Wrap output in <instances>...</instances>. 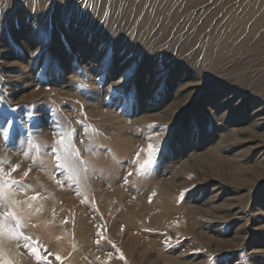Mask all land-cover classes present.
Masks as SVG:
<instances>
[{"label": "rangeland", "instance_id": "1", "mask_svg": "<svg viewBox=\"0 0 264 264\" xmlns=\"http://www.w3.org/2000/svg\"><path fill=\"white\" fill-rule=\"evenodd\" d=\"M80 3L0 0V264H264V0Z\"/></svg>", "mask_w": 264, "mask_h": 264}, {"label": "snow or ice", "instance_id": "2", "mask_svg": "<svg viewBox=\"0 0 264 264\" xmlns=\"http://www.w3.org/2000/svg\"><path fill=\"white\" fill-rule=\"evenodd\" d=\"M73 13L74 15H77L79 17H85L91 16L90 10L86 7V6H81L80 0H75V5L73 8ZM37 25L33 24V28H36ZM34 55H39V53H34ZM126 79L125 76H120L119 77V83H123L124 80ZM57 145L58 147H53L51 150L54 153H57L56 155V160L59 161L61 160V155H59V153L63 152L64 153V160L66 162V164L70 167V153H69V148L71 145V137H66L64 134L60 135L59 140L57 141ZM148 151H149V159H146L143 164L141 165V170L142 171H147L148 166H150L153 161L151 160V156L153 153L157 152V150L155 149V146L152 144H149L148 146ZM57 166H60L59 164ZM15 170V169H13ZM62 183V182H61ZM187 191V190H185ZM185 193L182 192V196ZM39 198V194H33L30 199L32 201H35ZM5 219H11L14 221V224L9 226L7 224H5ZM7 231V234L11 237V238H19V237H23L25 241H31V243H26L25 247L33 254L36 256L37 260H42L45 259L44 257H42L40 255V250L38 247L34 246L36 244H38V241H33L31 237L29 236H25L24 233L21 231V218L19 217V215L17 214V212L13 209H10L6 212L0 213V233ZM4 253L2 250H0V257H3ZM58 259L60 258L59 256L57 257ZM121 258L122 255H121ZM3 264H13V261L10 259H4L3 260Z\"/></svg>", "mask_w": 264, "mask_h": 264}, {"label": "bare ground", "instance_id": "3", "mask_svg": "<svg viewBox=\"0 0 264 264\" xmlns=\"http://www.w3.org/2000/svg\"><path fill=\"white\" fill-rule=\"evenodd\" d=\"M236 17V16H235ZM263 17V16H262ZM261 18V17H260ZM158 19V18H157ZM237 20V19H236ZM253 22V21H252ZM254 23V22H253ZM252 23V24H253ZM207 24V23H206ZM209 26H211V25H209ZM232 26V25H231ZM230 27V26H229ZM251 27V26H250ZM209 28V27H208ZM226 39V38H225ZM224 43V42H223ZM253 112H254V114H256V115H260L261 117H260V119L261 120H263V123H264V116H262V112H261V108H258V107H255L254 109H253ZM132 137V136H131ZM131 139V138H130ZM130 139H127L126 141H129ZM125 140V139H124ZM125 142V141H124ZM126 143V142H125ZM131 143V142H130ZM129 144V143H128ZM132 144V143H131ZM119 145V144H118ZM130 145V144H129ZM116 146V145H115ZM120 146H121V144H120ZM119 146V147H120ZM132 146V145H131ZM118 147V146H117ZM210 150V149H209ZM218 153V152H217ZM199 154V153H198ZM193 156V155H192ZM199 156V155H198ZM205 157V156H204ZM208 157V156H207ZM211 158V157H210ZM195 159V158H194ZM214 158H212V159H210V160H213ZM188 163V162H187ZM212 164V163H211ZM32 176V175H31ZM33 178H35V176L33 177ZM42 178H45L44 176H41V178L40 179H42ZM159 185H163L161 182L160 183H158ZM165 184V183H164ZM36 186V185H35ZM167 186L168 187H170L168 184H167ZM17 194V196L19 197V198H21L22 196L20 195V194H18V193H16ZM10 197L12 198L13 196H15V192L13 191V192H11L10 194ZM20 200H22V201H26V199L25 198H22V199H20ZM194 207V206H193ZM192 207V209H194ZM143 210V209H142ZM142 210L140 209V210H137V208L136 209H134V205H130V206H128L126 209H125V216L126 217H128V219L129 218H131V215H132V217H134V220L135 219H139V217H141V214H142ZM57 211V210H56ZM189 211V210H188ZM195 212V211H194ZM57 213V212H56ZM55 213V214H56ZM59 213V212H58ZM49 215V214H48ZM19 217L21 218V221H22V223L24 224V221L25 220H27V219H33V221H34V219L36 220V221H47L48 220V218H50V217H48L47 218V215L45 214V212L44 211H35V210H33V211H25V212H23V214H21V215H19ZM82 221V220H81ZM5 224H7V225H9V223L11 222V220L10 219H6L5 221ZM87 222V221H86ZM81 224H82V222H81ZM85 224V223H84ZM85 226V225H84ZM29 231V233L33 236V239L34 240H36V241H38L41 245H43L44 247H43V249L45 250L46 248H50V247H55V246H59V245H61L62 243L61 242H59V241H57L56 239L58 238V237H60V236H58V234H57V232L55 231V230H48V231H46V232H40L39 230L38 231H33V230H28ZM89 232H90V229H89ZM58 236V237H57ZM9 235H2L1 236V238H0V248H2V245H3V242H5L8 246H10V243H14V241L12 240L11 242H10V240H9ZM57 237V238H56ZM4 238V239H3ZM48 238H51V240H48ZM53 239V240H52ZM49 241V242H48ZM89 242H90V239H89V237L86 239V245L83 247V249L81 250V251H79V252H77V254H75L73 257H72V263L71 264H79V261H78V259L79 258H81V254L82 253H85V255H88L87 253H88V250H89V247H90V244H89ZM68 251H69V249H68ZM83 251H85V252H83ZM90 255V254H89ZM19 256V255H18ZM82 256H83V254H82ZM21 257V258H20ZM86 257V256H85ZM90 257V256H89ZM84 258V257H83ZM22 260V261H21ZM36 262L29 256V257H22V256H19V257H16L14 260H13V264H35Z\"/></svg>", "mask_w": 264, "mask_h": 264}]
</instances>
